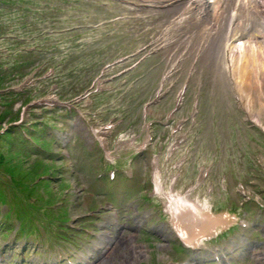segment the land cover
<instances>
[{
	"label": "rangeland",
	"instance_id": "1",
	"mask_svg": "<svg viewBox=\"0 0 264 264\" xmlns=\"http://www.w3.org/2000/svg\"><path fill=\"white\" fill-rule=\"evenodd\" d=\"M160 23L152 12L132 13L108 0H0V38H12L0 40V54L5 53L4 47L12 54L0 64L4 67L18 65L17 71L22 74L20 78L7 77L9 84L13 88L20 86L21 79L34 65L39 66L36 69L41 76L48 69L55 70V75L46 83L33 84L32 80L25 85L24 90L34 102L50 97L61 102H75L93 89L101 70L104 71L107 65L140 52L136 59L130 58L115 70L106 69L108 71L99 81L111 79L144 59L126 76L115 79L110 92L93 98L94 109H100L104 116L124 118L117 136L142 141L145 138L143 108L162 84L165 93L164 98L148 111L150 119L157 122L155 144L143 156H137L134 149L115 153L114 161L120 172L114 182H109L107 172L101 170L99 145L80 114L54 111L55 115H48V109L41 106L38 111L29 108L30 111L24 112L22 120L25 124H33L29 119L30 112L39 114L41 126L45 128L43 136L54 137V152H63V156L68 148L71 156L65 157V162H62L64 156L61 162L55 158H27L32 162L30 168L34 172L28 179H24L27 172L20 163L25 161L20 157L9 159L21 175L1 173L0 196L4 197L0 201V263L56 264L60 256L68 252L78 253V258L84 253L96 255L92 264H209L201 253L194 255L193 261L189 252L180 251L160 202L139 196L142 190H150V160L152 154L164 156L170 123L174 126L182 118L190 121L194 116L195 125L187 145L191 156L178 187L193 180L198 163L213 162L211 176L218 191L209 196L210 201L217 209L232 208L241 219L250 215L247 219L250 226L245 231L233 228L227 233L233 235L229 246V242L223 240L225 236L210 243L216 246L220 243L219 246L234 250L233 264H264V210L260 212L252 206L247 209L250 213L246 217L235 193L242 184L264 205V134L245 120L241 103L229 89L221 88L213 68L198 64L192 70V59L185 58L162 83L171 70L169 61L175 63V57L169 60L171 50H162L145 58L154 48L152 42L158 37ZM148 45L152 48L145 49ZM187 80L182 109L166 123L165 118L174 109L176 97ZM250 92L252 101L255 99L256 102V89L252 88ZM21 99L14 102L12 113L20 107ZM84 104L79 107L82 116L87 112ZM65 140H69L68 147L63 146ZM131 156H137L135 177L126 181L123 173L128 169L127 160ZM163 156L160 162L163 176L175 175L173 162L167 163ZM58 163H63L64 182L59 180ZM101 173L105 177L99 180ZM222 175L226 176L225 182H221ZM67 185L71 189L66 193L64 205L59 206L68 208V221L56 223L48 216L53 202L62 200L60 194ZM222 188L226 194L219 191ZM198 195L204 198L202 190ZM107 200L116 203L117 212L101 213L102 209L98 210L101 205H107L103 203ZM93 209L97 212L96 218L86 217ZM53 213L59 215L62 210L58 208ZM21 225L25 231L30 230V226L35 227L31 236L24 237L19 233ZM63 227L75 228L76 233L63 234L68 240L64 237L61 240L58 234ZM36 230L37 234L33 235ZM96 248L105 249L97 254Z\"/></svg>",
	"mask_w": 264,
	"mask_h": 264
},
{
	"label": "bare ground",
	"instance_id": "2",
	"mask_svg": "<svg viewBox=\"0 0 264 264\" xmlns=\"http://www.w3.org/2000/svg\"><path fill=\"white\" fill-rule=\"evenodd\" d=\"M155 1L170 5L166 14L157 15L162 27L156 38L159 47L171 50L172 58L181 55L180 60H201V66L213 68L221 88L241 99L248 118L264 131V0ZM171 196L181 204L170 211L172 228L184 244L195 248L197 239H189L187 230L210 214V203L189 194Z\"/></svg>",
	"mask_w": 264,
	"mask_h": 264
},
{
	"label": "trees",
	"instance_id": "3",
	"mask_svg": "<svg viewBox=\"0 0 264 264\" xmlns=\"http://www.w3.org/2000/svg\"><path fill=\"white\" fill-rule=\"evenodd\" d=\"M8 102L11 103L12 101H11V100H8L7 103H8ZM5 104H6V103H5ZM6 106H7V108H8V105H7V104H6ZM3 116H4V113H3V111L0 110V128H1V122H2L3 119H5V117H6V116H5V117L3 118Z\"/></svg>",
	"mask_w": 264,
	"mask_h": 264
}]
</instances>
